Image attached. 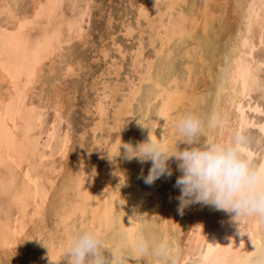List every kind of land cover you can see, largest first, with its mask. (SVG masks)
Listing matches in <instances>:
<instances>
[{
  "label": "bare ground",
  "instance_id": "6f19581e",
  "mask_svg": "<svg viewBox=\"0 0 264 264\" xmlns=\"http://www.w3.org/2000/svg\"><path fill=\"white\" fill-rule=\"evenodd\" d=\"M68 1L70 0H0V165L9 172L4 176L5 179L2 177L0 180V190L9 193V202L18 206L23 216L32 203H41L42 207L37 205L40 213L46 206L54 214L55 218L51 216L53 220H56L52 230L32 225L35 229L30 234L34 241L44 240L40 242L39 255L37 253L38 256H31L27 261L30 260L31 264H68V258L62 256L61 243L69 229L85 226L103 230L107 242L114 249L124 243L126 233L137 229L168 238L179 250V264H187L194 259H198V264H239L242 258L258 254L264 248L261 247L264 225L255 220L237 221L234 212L202 203L195 205L187 226L188 234L181 245L173 238L175 233L181 232L178 230L181 228L178 226L180 222L172 223L171 218L162 210V201L167 199L165 188L170 190L168 196L179 189L174 183L177 175H180L177 161L173 158L168 162L172 169L171 176L161 175L152 184H146L144 177L148 175L151 161L140 162L136 158L129 160L125 156V149L122 146L119 149V146L120 143L136 146L147 141L149 134L174 146L177 133L172 122L186 113L207 116L213 109H220L227 111L232 127H246L242 102L257 84L255 70L264 65L253 57L254 51L264 43V0H233L231 17L225 14V5L229 3L225 0L224 7L220 4L223 1L219 3L218 0H140L136 8V20L146 23L144 26L147 27L150 47L145 50L142 48L143 43L139 41L135 48L132 65L140 69L138 83L131 94H128L129 97L122 96L121 102H114L117 106L114 104L113 126L109 128L111 124L108 127V134L114 136L112 145H107L109 152L106 155L101 152L98 154L102 160L98 158L100 164L95 162L97 165L89 169L88 174L76 171L77 167L76 170L69 168L70 172L61 182L59 180V186L56 184V190L53 189L55 191L50 193L45 188L47 185L44 187L33 175L34 172L30 173L33 169H27L20 185L15 184L16 174L13 173L23 163H29L30 168H33L31 159L37 152L38 143L33 139L32 133L37 124L42 122V115L39 113L45 111L46 104H34L31 95L34 85L43 80L41 77L44 65L47 62L46 67L48 64L55 65L61 60L64 65L63 51L74 39L77 38L74 43L87 42L88 35H85L83 29L77 26L74 35L70 33L74 29L71 24L64 31L62 24L56 21L62 5ZM87 3L93 9L92 0H87ZM150 9L153 17H149ZM224 16L227 18L223 21L224 24L228 20H232L233 24L224 26L221 23ZM123 28L127 37L134 32L129 24L123 25ZM142 32L144 33H140ZM156 41L157 45L154 46ZM53 92V97L50 98L52 102L50 100L48 105L58 112L62 103L58 100V91L54 88ZM110 92V95L107 94L114 100L115 86ZM141 93L144 96L142 101L138 99ZM132 101L138 106L135 114L130 108ZM98 108L97 104L96 109ZM126 119L132 124L127 125ZM101 126L96 124L93 132L100 131L101 128L103 130V125ZM259 131L264 137V123L259 126ZM66 133L51 136L57 152H63L70 143ZM206 139L207 137H201L200 143H204ZM100 141L99 139L98 142ZM109 141L104 142L107 144ZM99 145L101 143L97 146ZM185 147L186 145L178 143L179 149ZM252 151H246L249 159L253 158ZM261 157L259 165H264V154ZM32 213L34 212L30 214ZM136 216L139 220L135 219ZM24 227L25 223L20 219H0V249L13 250L12 253L26 250L24 243L28 242L30 234L23 231ZM173 229L177 232H173ZM40 237L42 239L39 240ZM4 251L2 254L5 255ZM18 255L13 264L24 262L21 254ZM129 264H154V261L150 257L133 256L129 258Z\"/></svg>",
  "mask_w": 264,
  "mask_h": 264
},
{
  "label": "rangeland",
  "instance_id": "374dc122",
  "mask_svg": "<svg viewBox=\"0 0 264 264\" xmlns=\"http://www.w3.org/2000/svg\"><path fill=\"white\" fill-rule=\"evenodd\" d=\"M221 1H223V3ZM225 1H226V3L229 2L228 4L225 5V14L227 13L228 17L229 16L231 17L232 16L233 0H225ZM225 1L224 0H218L219 3L221 2L220 3L221 6H223ZM199 2H203V0H200ZM139 3H140V0H92L91 5L92 6L94 5L93 9H90V6L87 3V0H70L68 2H65L62 5L64 8L61 7L60 15L58 16V18H56L57 19L56 21L58 23L62 24V28L64 29V31H67L66 27H68V25L69 26L72 25L74 27V29L70 33H73L74 35H75V31L78 28L83 29V31H85L84 32L85 35H88V38L86 40L87 42H85V43L75 42L74 43V41L77 38L74 39V41L70 44V46L63 51L64 65H63L62 60H61V62H59V63L56 62L58 64L55 63V65H54V63L48 64L49 67L47 66L48 67L47 68L46 67V65L48 63L47 62L44 65V69L42 72L43 76L41 74V76H42L41 79H43V80H41V82H39L40 85H39V83L34 85L32 95H31L32 102L34 104L35 103L38 104L39 102L41 104H46V107H45V111L43 110L42 113L41 112L39 113L42 115V122L39 125L37 124V127L33 130V133H32L33 139L36 140L38 143L37 144L38 146L36 149L37 152L35 151L36 154H34L35 160H34V158L31 159V163H32L33 168H30L29 163L21 164L19 167L20 169L16 173L15 172L13 173L14 175L16 174L14 177L16 185H18V184L20 185L23 182L24 173L27 171V169H33V170H30V173L33 174V172H34L33 175H35L38 178L39 183L42 184L44 187L47 185L45 188L48 191L50 190L49 191L50 193L54 192L60 184L59 180L61 182L63 177L67 173L70 172L69 168H71V170H76L78 168L76 171L88 174L89 172H87V171H90L89 169H91L96 164L95 162H98L97 164H100L99 162H101L100 160H102V159H101V157H99L98 154L101 152L103 155H106L109 152V150H107V148H109L112 145V143H113L112 141H113V137H114V136L112 137L113 134L112 135H110V133L108 134V131H110L109 128H111L113 126V115H114L113 113L115 110L114 104L116 107L117 106L116 103L121 102L120 99L123 98L122 96H124V97L126 96V98L129 97L132 90L134 89V86H136L135 84L138 83L137 78H139L140 69L138 70L137 67L132 65V64H134L132 56H134L135 48L138 46L139 41L141 44L143 43L142 48H145V50L149 49V47H150L149 36L147 33L148 32L147 27L144 26L146 23H144V21L141 19H140L141 22H137V20H136V17H137L136 16V13H137L136 8L138 7ZM68 4H69V6H68ZM71 7L74 10L73 9L71 10L70 9ZM149 15H150L149 17H153V11H151V9L149 10ZM226 19H227L226 16H224L223 19L221 20L222 21L221 23H223L224 26H229V25L233 24L232 20H230V21L228 20L227 22H225L227 25L224 24L223 21L224 20L226 21ZM72 22H74L75 24H73ZM126 24H129L131 29L134 31V32H132V35L130 37H127L124 35V28L125 27L123 28V25H126ZM77 26H78V28H77ZM139 29L141 31H144V33H146V34H144L143 32L140 33L141 31ZM263 39H264V34H263ZM154 43H156V44H154V46L157 45V41ZM103 51H105L106 54H104ZM120 51L123 55L120 53ZM253 57L256 61L264 63V43L262 44V46H260L259 48H257L254 51ZM74 62H76V63L74 64ZM67 64H69V65L65 66ZM53 67L55 70L53 69ZM63 67H65V70ZM259 68H260V70H259ZM259 68L257 67L258 70L257 69L255 70V76H256L255 79H256L257 84L255 85V87H253L254 89H252L254 91L251 90L252 92L250 91L251 93H248L242 102V105H243L242 111H243V114L245 116V120L248 122V123L246 122V125H245L246 127H243V128H245L244 129L245 132L247 131L249 133L248 134L246 132L248 134V136L250 137V141H251L247 150H251V151L253 150L252 156L254 159L251 158V160H253V162H255V164H257V165H259L261 163V160H262L261 156H263V154H264V142H263L264 137L260 134V131H259V126L264 123V119H263L264 118V96H263L264 95L263 94V92H264V78H263V76H264V65L259 66ZM51 69L53 70L52 72H51ZM63 70L66 72H64ZM72 71H74V72H72ZM47 72H49V74ZM50 73H51V75H50ZM51 77H52V79H51ZM53 78H55V79H53ZM258 83H259V85H258ZM107 86H109L111 89ZM114 86H115L116 95H114V100H112V98H110L109 95L111 93L110 90L112 91V88ZM54 88H55V91H58V93H59L58 94V100L61 101V103H62V104H60V106H61L60 110L61 111L58 110V112H55V109H53V107L51 105H48V103L50 104L49 101L53 97ZM61 90H62V92H61ZM105 95L109 98L105 97ZM120 96H121V98H120ZM103 97H104V99H102ZM143 97H144L143 93H141V95L139 96L138 99L140 101H142ZM55 99H57V98H55ZM99 99H101V100H99ZM51 102H52V100H51ZM114 102H116V103H114ZM97 104L99 105L98 110L96 109ZM131 104H132V106L130 108L132 111H134V114H135L138 111V109H136L138 107L137 103L132 101ZM47 105H48V107H47ZM260 107H262V109ZM50 108L52 110H50ZM101 110L102 111L104 110L103 112H105V113L103 114V112ZM59 112H62V113H59ZM98 112H101V113H98ZM101 116H103V117H101ZM56 117H58V118H56ZM102 118H104V119H102ZM60 119H63V121H61ZM100 119H102V120H100ZM250 120H251V122H250ZM127 121H128V119H126V124L127 123L129 125L132 124L130 121H128V122ZM96 124L99 125L100 127H102L101 125H103L104 129L102 130V128H101L102 131L96 130L97 132L96 131L93 132V128H94V126H96ZM66 130H67V133H66ZM57 133L61 134V135H63V133H66L67 136L69 137L68 141L70 143L68 142L69 145L68 144H67L68 146L66 145L69 148L66 147V149L63 152L62 151L57 152L56 145L51 140V136L54 134L58 135ZM44 135H45V137H44ZM255 135H256V138H255ZM46 137H48V138H46ZM108 137H111L112 140L108 139ZM106 138H107V140H104V141L110 140L109 142H107V144H105L106 142H104L102 140V139H106ZM257 138H258V140H257ZM99 139L101 141H103L104 144L101 141L98 142ZM95 141H97V143ZM44 143H45V145H44ZM100 143H101V145H99V146H101L102 148L97 146ZM259 144H260V146H259ZM49 145H50V147H49ZM107 145H109V147ZM39 146H41V147H39ZM259 148H261V149H259ZM262 149H263V151H262ZM81 155H82V157H81ZM38 156H39V158H38ZM58 156H60V157H58ZM76 157L78 160L76 159ZM88 158H90L93 161H91ZM98 158H100V160ZM49 159H50V161H49ZM92 163H93V165H92ZM36 164L37 165L40 164V166H36ZM73 164H74V166H73ZM35 166L37 169L35 168ZM38 167H39V171H38ZM54 170H56V171H54ZM6 172H7V170H5V168L1 167V165H0V174H1L0 180L2 179V177H3V179H5L6 177H4V176H6V174H9V172H7V173ZM57 174H58V177H57ZM44 175H45V177H43ZM47 179H49V180H47ZM55 179H56V181H55ZM45 180L47 182H45ZM50 180H51V182H50ZM56 182H58V183H56ZM50 187H52V189ZM53 189H55V190H53ZM163 190H164V188H163ZM164 191H167V192H165L167 199L162 201V204H163L162 210L165 211L164 213H166L168 218H171L172 223L175 222L174 224H176V223L178 224V221L180 222V225L178 224V226H181V228L179 227L178 230H181V232L178 233L176 231V229L175 230L173 229V232H177L174 234L173 238H176L177 241H179L180 244L182 245L183 240L185 239L186 235L188 234V232H186V231L188 229L187 226H189L190 220L192 218L190 216L193 215L192 213L194 212L195 205L197 203H191L187 206H184L180 210V207H179L180 202L176 198L180 195V190L179 189L176 190L175 194L173 193L171 195L172 197L170 195L169 196L167 195L170 191L169 188H165ZM4 193H5V195H4ZM4 193H3V191L1 192V190H0V195H1L0 196L1 197L0 198V217H1L0 219L1 220L5 219V218H7V219L9 218V221H11L12 219H14V220L20 219L21 222L25 223V227H24L23 231L25 233H28V234L32 233L33 230L35 229V227H37V226L39 227V225L42 227H45L46 230L54 229V222L56 221L55 219L53 220V218H55L54 214L52 212L48 211L46 209V206H45L44 211L43 212L41 211V213H40V210L37 208V205L39 207H42V204L41 203L40 204L39 203H35V204L32 203V205H30L27 208L26 213L23 216V214H21V212H19V209H18L19 207L14 206L12 203L9 202V197H8L9 193L8 192H4ZM170 199H172V201ZM38 202H40V201L38 200ZM33 205H34V207H33ZM31 212H34L36 215H34V213H32V215H34V216L31 217L32 216L30 214ZM168 214H170L171 216L169 217ZM29 216L32 219H30ZM179 217H180V219H179ZM175 219H176V221H175ZM28 220H30V221H28ZM33 224L35 225V227L32 228ZM23 231H22V233H23ZM25 233H23V234H25ZM177 235H178V237H177ZM30 237H31V234H30ZM30 237H29V239H27L30 244L28 245L27 241H25V243H24V246H25L24 249L26 248V250H24L23 252H25V253H23V252L21 253L18 250L17 245L15 247L18 251L13 252L15 254L12 253L13 250L12 251H4V249L1 248L0 251H2V252H0V264H13L14 261L16 260V257L19 256L18 255L19 253L23 257V260L25 259L24 262L22 261V264H31L30 260L29 261H27V260L30 259L29 257H31V256H32V258H34V256L36 257L39 255V252L41 251L40 242L43 241L44 239H42V237H40L39 240L40 239H42V240L34 241V239L32 237L31 238L33 240L30 239ZM185 245H186V242H185ZM3 251H4V253L6 252L5 255L2 254ZM27 252H29L28 253L29 256L27 255ZM37 253H38V255H37ZM11 254H13V255H11ZM26 255H27V257H26ZM25 261H27V262H25ZM196 261H198V259L191 260L187 264H191V263L192 264H194V263L198 264V262H196Z\"/></svg>",
  "mask_w": 264,
  "mask_h": 264
},
{
  "label": "clouds",
  "instance_id": "9594fccd",
  "mask_svg": "<svg viewBox=\"0 0 264 264\" xmlns=\"http://www.w3.org/2000/svg\"><path fill=\"white\" fill-rule=\"evenodd\" d=\"M172 126L177 133L174 146L150 134L136 146L120 143L127 159L151 161L144 182L152 184L161 175L171 176L168 162L174 158L180 173L175 180L180 209L202 203L234 212L237 221L255 220L264 225V165L248 158L250 137L243 129L232 127L227 111L213 109L207 116L186 113ZM201 137H207L204 143H200ZM178 143L186 147L181 150ZM61 249L68 264H129L133 256L150 257L154 264H179V250L170 239L141 229L126 233L124 243L115 249L103 230L69 229ZM239 264H264V248Z\"/></svg>",
  "mask_w": 264,
  "mask_h": 264
},
{
  "label": "snow or ice",
  "instance_id": "6c2138e0",
  "mask_svg": "<svg viewBox=\"0 0 264 264\" xmlns=\"http://www.w3.org/2000/svg\"><path fill=\"white\" fill-rule=\"evenodd\" d=\"M261 247H264V238L261 240Z\"/></svg>",
  "mask_w": 264,
  "mask_h": 264
}]
</instances>
